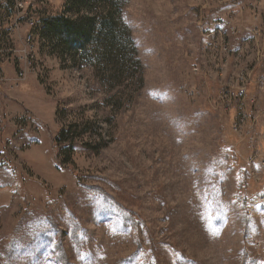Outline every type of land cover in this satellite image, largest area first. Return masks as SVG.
<instances>
[{
    "label": "rangeland",
    "instance_id": "1",
    "mask_svg": "<svg viewBox=\"0 0 264 264\" xmlns=\"http://www.w3.org/2000/svg\"><path fill=\"white\" fill-rule=\"evenodd\" d=\"M23 1L0 14V264H264V0H78L77 50L44 28L66 0Z\"/></svg>",
    "mask_w": 264,
    "mask_h": 264
},
{
    "label": "trees",
    "instance_id": "2",
    "mask_svg": "<svg viewBox=\"0 0 264 264\" xmlns=\"http://www.w3.org/2000/svg\"><path fill=\"white\" fill-rule=\"evenodd\" d=\"M77 1L78 0H66L64 3L65 9L63 13L43 19L45 25L44 28L45 30H47V32H50L51 38H54L59 46H65V48L68 50H77L79 48H84L85 44L89 42V28L91 23L89 21V24H87L88 26L85 25V20L87 17L83 16V14L80 13L79 9L77 8L79 5ZM94 1L96 0H83L80 4L85 8ZM100 2H102L103 8H106L107 11H111L110 8H112L114 0H100ZM115 21V18L108 14L107 16H103L102 20L98 23L103 25V27L108 28L109 31H112L116 27ZM56 115L58 118V112H56ZM71 127L72 124L68 125L65 128L64 126H62L59 129L57 136L53 138V143L56 146L58 145V142H63V139L66 138L65 136L70 131ZM60 154L61 151L59 149L57 151L58 157H60ZM221 155L225 159H232L234 154L229 153L228 150L223 148ZM240 188L241 185L239 183L237 189L240 190ZM129 217L130 216H127L125 217V219ZM52 224L54 225V223ZM55 253L60 264H68L66 253L63 251L62 247H55ZM252 256L257 255L247 253L244 258L245 261L242 264H252L251 262L254 261V258ZM247 257H251L252 259H246ZM118 262L119 261H117V263Z\"/></svg>",
    "mask_w": 264,
    "mask_h": 264
},
{
    "label": "built area",
    "instance_id": "3",
    "mask_svg": "<svg viewBox=\"0 0 264 264\" xmlns=\"http://www.w3.org/2000/svg\"><path fill=\"white\" fill-rule=\"evenodd\" d=\"M24 8L23 0H10L9 2H5L0 0V14L6 17L7 20H11V22L15 25L19 23V12ZM32 22V18L28 20ZM1 28V26H0ZM24 72H19V77H23Z\"/></svg>",
    "mask_w": 264,
    "mask_h": 264
},
{
    "label": "crops",
    "instance_id": "4",
    "mask_svg": "<svg viewBox=\"0 0 264 264\" xmlns=\"http://www.w3.org/2000/svg\"><path fill=\"white\" fill-rule=\"evenodd\" d=\"M239 1L241 2V4L239 5V7L241 8L242 11L251 10V6L254 5V4L253 5H248L249 4L248 3L249 2L248 0H239Z\"/></svg>",
    "mask_w": 264,
    "mask_h": 264
},
{
    "label": "bare ground",
    "instance_id": "5",
    "mask_svg": "<svg viewBox=\"0 0 264 264\" xmlns=\"http://www.w3.org/2000/svg\"><path fill=\"white\" fill-rule=\"evenodd\" d=\"M30 39V35H28V37H27V40H29Z\"/></svg>",
    "mask_w": 264,
    "mask_h": 264
}]
</instances>
